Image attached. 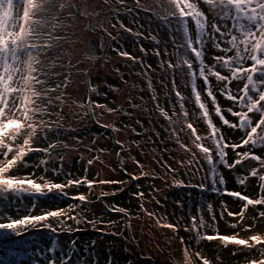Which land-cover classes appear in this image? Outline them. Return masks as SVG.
<instances>
[{"label":"snow or ice","instance_id":"1","mask_svg":"<svg viewBox=\"0 0 264 264\" xmlns=\"http://www.w3.org/2000/svg\"><path fill=\"white\" fill-rule=\"evenodd\" d=\"M108 2L109 0H105V3ZM115 2L129 12L133 11L128 7L126 0ZM134 2L137 9L149 11L141 7V0ZM82 3L84 0L74 2L64 0L61 3H57V0H0V202L23 203L25 197L32 201L31 208L27 209L28 214L20 218L0 214V233L21 236L31 229L43 227L56 235L57 229L66 225L67 220H74L79 224L82 219L94 225L95 221H88L86 217L77 219L80 213L75 212L77 208L89 202L88 196L83 193L69 196L66 189L84 185L91 192L96 184L124 183L114 180H90L87 177V169L85 175L79 178H73L72 174L68 173L63 183L48 180L44 175L37 176L35 171L19 174L21 168L43 167L44 172H47L48 161L53 159V150L60 146L69 147L58 139L60 132L67 129L64 127V117L56 109L62 110L67 102L64 89L68 86L70 73L54 71L58 66L62 67L59 62V49L60 41L64 39L57 31L56 22L69 17L52 16L49 19L47 14L53 9L58 13L64 12L67 8L78 10ZM167 5L171 8L168 15L160 16L154 11L153 15L168 31V40L164 41V56L174 57L175 60L159 62L162 70L171 73V93L165 92V98L171 105V114L159 102L149 79L148 88L152 93L151 99L155 104V110L168 122V128L165 130L169 131L170 138H173L189 157L177 161L181 167L187 169L186 174L193 178L198 177L204 171L201 160L208 166L202 182L189 183L186 186L227 195L239 201L238 212L228 210L227 204L221 201L220 218L223 219L226 214L235 221L229 223L230 228L251 231L256 227L257 220H264V210H261V207H264V0H167ZM81 15L85 13L81 12ZM50 23L53 26L47 27ZM121 27H124L122 23ZM91 30L96 31L94 24ZM126 30L131 32V29ZM133 35L141 36L142 33L135 32ZM150 38L157 45L161 43L155 35L150 34ZM169 44L172 46L171 51L168 48ZM116 51L120 56L139 62L142 68L145 67L142 60L131 56L127 51L119 49ZM141 51L146 53L143 47ZM154 54L157 57L161 55L158 47L154 49ZM147 67L150 69L151 65ZM85 74L90 75V72ZM144 75L147 77V72ZM177 76L181 77L184 87L190 89V98L178 89ZM165 87L167 88V85ZM88 92L106 95L99 93L90 82ZM220 98L231 103L222 107ZM186 101L194 105L191 113L185 106ZM79 106L87 107L88 111L84 115L93 118L95 108L104 109L109 113L121 111L96 103L91 97L86 104ZM228 116L235 119L230 120ZM214 117L218 118L219 125ZM197 121H202L206 125L204 134H200L198 127L195 126ZM94 122L100 123L95 119ZM102 127L113 132L120 131L114 124ZM225 127L233 134L238 132L240 135L235 139L226 136L223 131ZM132 131L135 132V129ZM181 132L188 135L191 147L181 140L179 135ZM51 136H56L57 139L53 140ZM41 140L46 142V147L39 146ZM115 142L121 148L124 147L121 141ZM228 149L235 154L231 161ZM98 151L103 152L104 149ZM31 154L42 156L38 162H31L27 159ZM117 156L121 157V154L118 152ZM94 159L100 158L97 156ZM132 159L141 168V173L140 175L128 173L131 181L148 176L149 173L142 170L143 165L135 161L134 157ZM120 162L122 166V157ZM92 163L93 160L88 161L89 165ZM164 166L175 172L171 165L165 163ZM221 166L234 172L235 183L243 191L227 189V180L220 170ZM238 166L240 170L235 171ZM122 170L126 172V169ZM52 171L60 175L63 169L53 168ZM252 179L256 180L255 187L258 188L255 197L247 194V187ZM174 184L185 186L182 180L174 179ZM136 187L139 188V185ZM51 193L80 203L69 205L67 210L63 208L42 210L41 214L33 215L37 198L47 197ZM108 194L102 191V196ZM136 195L144 198L142 192ZM109 207L111 211L127 215L124 208L114 205ZM140 207L146 214L154 215L148 213L143 204ZM249 208L256 210V216L247 215ZM70 212H75V215H71ZM207 212L211 216L212 224L204 219L201 207L197 215L190 216L191 226L184 228L185 231L195 234L197 246L202 240H219L224 247L236 245L247 251L256 249L259 258L248 260L247 264H264V234L255 233L247 238H241L237 231L232 235H222L213 227L216 223V212L211 203L207 205ZM249 218L252 224L245 223ZM50 219L56 221V226L49 222ZM160 226L174 232L178 231L177 225L171 223L165 222ZM208 227H213L214 234L209 235L205 231ZM64 230L72 231L70 227ZM71 243L75 247L76 242ZM181 243L185 245L186 264H196V261H199V264H211L202 251L193 250L183 238ZM57 248L58 240L53 239L48 251L55 254ZM49 264H56L55 259L50 260ZM60 264H68V261L61 257ZM93 264L97 262L94 261Z\"/></svg>","mask_w":264,"mask_h":264},{"label":"rangeland","instance_id":"2","mask_svg":"<svg viewBox=\"0 0 264 264\" xmlns=\"http://www.w3.org/2000/svg\"><path fill=\"white\" fill-rule=\"evenodd\" d=\"M86 1L82 4L85 5V9H82L85 15L80 14L81 17H88L85 21L72 14L74 11L72 8H67L62 13H58L53 9L47 14L49 19L52 16L69 17L56 22L57 31L64 39L60 41L61 47L59 49V62L62 67L58 66L54 69V71L70 73L68 86L64 89L67 102L62 110L56 109L64 117L63 123L65 129H67V131L60 132L58 139L69 145V147L60 146L53 150V159L48 161L47 167L49 170L47 172H44L43 167L37 169L21 168L19 174L23 175L35 171L37 176L44 175L48 180L63 183L68 173H71L73 178H79L85 175V169H87V177L90 180H114L124 181V183L96 184L91 192L84 185L79 188H67L66 191L69 196L79 193L88 196L89 202L84 203L75 212L80 213L77 219L86 217L88 221H95V224L87 223L82 219L79 224L74 220H67L66 225L61 226L57 231H65L64 229L70 227L72 231L87 229L88 232L74 235L64 234L65 236L59 234L62 238L58 240V248L55 254L48 251L53 239L42 230L21 237H14L15 235H10L7 232L0 233V237H2L0 238V264H49V261L53 259H55L56 264H60L61 257H64L68 264H93L94 261L97 264H186L185 245L181 243V238L193 250L202 251V254L211 261V264H247L248 260L259 258L256 249L247 251L236 245L224 247L219 240H202L197 246L194 239L195 234L184 230L185 227L191 226L190 216L197 215L198 209L201 207L203 208L204 219L212 224L211 216L207 212L209 203L213 205L216 212V223L213 227L218 229L222 235H232L237 231H239L241 238H247L255 233L264 234V220H257L256 227L251 231L232 229L229 227V223L235 222L232 217L225 214L223 219L220 218V202L224 201L228 206V210L238 212L240 208L239 201L227 195L201 191L197 187L186 186L189 183L199 184L202 182L208 166L201 160L204 171L198 177L193 178L190 174H186V168L177 163V161H183L189 157L175 143L174 139L170 138L169 131L165 130L168 128L165 127L167 121L155 110V104L151 99L152 93L148 88V80L150 79L159 102L171 114V105L165 98L166 91L171 93V73L162 70L159 62L167 59H172L173 62L175 60L174 57L164 56V41L168 40V31L159 20H155L152 16L153 11L160 16L170 13L171 8L167 5V0H141V7L149 9L147 12L137 9L134 0H126L128 7L133 9L131 12L121 7L115 0H109L108 3H105V0H88L87 4ZM61 2H64V0H57V3ZM75 10L77 11V9ZM121 23L124 27H121ZM77 24H81V26H77ZM93 24L96 26V31L91 30ZM52 26L53 24L50 23L47 27ZM105 29L106 31H104ZM126 29H131V32ZM135 32H140L142 35H133ZM150 34H156L161 43L157 45L150 38ZM70 35L72 40H70ZM113 37L116 39H113ZM141 47L146 50V53L141 51ZM157 47L161 52L159 57L154 54V49ZM168 48L169 51L172 50L171 44L168 45ZM116 49L127 51L131 56L139 58L144 62L145 67L142 68L139 62L120 56ZM101 53H103L102 58H100ZM45 63L47 64L48 61L46 60ZM148 65H151L150 69L147 67ZM98 67L100 68L97 70ZM86 72H90L88 79L91 85L99 93H106V95L90 94L88 92L89 84L87 83ZM145 72H147V77L144 75ZM61 80H63V77H61ZM176 83L182 94L190 98V89L184 87V82L180 76L176 77ZM165 85H167V88ZM89 97L92 101L104 104L108 108L121 109V111L115 113H109L101 108L94 109V119L98 120L99 124H114L120 129V131L114 133L116 139L125 146L121 152V157L124 158L121 167L117 159L120 147L113 142L111 132L94 124L90 116L84 115L88 111L87 107L82 108L79 106L80 104H86ZM172 98L175 100L174 93H172ZM137 102L143 103L142 107L133 108V105H136ZM220 102L222 107L231 103L223 100V98H220ZM185 106L190 113L194 109V105L188 101L185 102ZM144 115H147L145 122L141 118ZM228 118L230 120L235 119L231 116H228ZM214 119L219 125L218 118L214 117ZM145 123L148 124L147 127H144ZM195 126L198 127L200 134L205 133L206 125L202 121H197ZM132 129H135V132ZM223 131L226 136H231L233 139L240 135L238 132L233 134L226 127ZM154 132L163 133L156 137L155 143L157 142L158 146L162 147L160 151L167 149L164 159L157 158L159 157L157 154L159 151L156 150H152L156 153V156L151 151L143 154L147 151V144L150 143L147 137L153 138ZM179 135L181 140L191 147L188 135L184 132ZM51 139L55 140L57 137L51 136ZM94 140L95 143H93ZM161 140L163 141L161 142ZM39 146L46 147L47 144L44 140H41ZM99 149H104V151L100 152ZM244 150L246 149H237V151ZM227 151L231 161L235 158V154L231 149ZM170 153L171 156H169ZM257 154H259V151H257ZM41 156L42 154H31L27 159L31 162H38ZM97 156H99V160L94 159ZM149 156L152 157V160L149 159ZM133 157L135 161H139L143 165V172L147 173L144 170L149 168L151 170L149 176H156V180L144 176L140 180L131 181L128 173L135 175L141 173V168L134 162ZM89 160H93L91 165L88 164ZM165 163L171 165L175 172L169 171L164 166ZM252 163L255 164V162ZM124 166H127V170L126 172L123 171V174L120 172ZM61 167L63 171L60 175L53 173V168L60 169ZM117 169H120L119 174L116 173ZM220 170L227 180V189L243 191L235 183L234 172H230L223 166L220 167ZM239 170L240 167L238 166L235 171ZM174 179L184 181L185 186L174 184ZM136 185H139V188ZM255 185L256 180L252 179L247 187V194L252 197H255L258 192ZM121 189L123 190L121 191ZM102 191L109 194L102 196ZM113 192L116 194L112 195ZM138 192L144 193L143 199L136 195ZM106 198L110 199V205H108V209L102 211L97 202ZM79 203V201L59 197L55 193H51L47 197L37 198L36 208L32 214L39 215L42 210L57 208L67 210L69 205ZM141 204L148 213L154 214L150 216L142 210V216L134 214L129 218V228L132 220V228L136 229V235L138 234L141 239V257H137L136 250L131 244L125 243L119 238H116V242L111 241L112 246L105 247L106 244L99 237L103 234L95 233L92 229L97 228L91 226L97 227L102 224L105 227L101 226L100 228H108L115 233H120L123 229V233L126 232V236L131 238L126 215L111 212L109 206L114 205L136 213L137 210L141 209ZM31 206L32 201L27 197L24 198L23 203L3 201L0 202V214L20 218L28 214L27 209H30ZM261 210H264V207H261ZM75 212H70V214L75 215ZM247 215L249 217L256 216V210L249 208ZM147 217H154L156 221H150ZM157 219H159V223H157ZM160 221L162 224L167 222L177 225L178 231L174 232L169 228H160ZM49 222L56 226L54 219H50ZM245 223L252 224V220L249 218ZM213 227H208L205 231L209 235L214 234ZM167 230H169L167 235L171 238L163 235ZM89 232L97 235V237L91 236ZM72 241L76 242L75 247L72 246ZM93 242L96 243L95 246L100 245L97 253L94 250H89ZM121 250L126 253L123 252L118 255L117 251ZM69 253H71L70 259ZM196 264H199V261H196Z\"/></svg>","mask_w":264,"mask_h":264},{"label":"trees","instance_id":"3","mask_svg":"<svg viewBox=\"0 0 264 264\" xmlns=\"http://www.w3.org/2000/svg\"><path fill=\"white\" fill-rule=\"evenodd\" d=\"M85 1V0H84ZM88 1V0H87ZM87 1H86V4H87ZM83 4V3H82ZM81 4V6H79V9L76 11L75 9H74V11H73V13L72 14H75L76 16H78V17H80L82 20H86V18H88V17H81V12H82V9L84 10L85 9V5L83 6ZM158 14V13H157ZM159 15V14H158ZM91 16L95 19V20H97L96 18H95V16L93 15V14H91ZM154 18H155V20H157L158 21V19L156 18V16L155 15H152ZM162 16V15H161ZM93 19V20H94ZM160 22V21H159ZM96 24V23H95ZM77 26H81V24H77ZM154 35V34H153ZM155 36H156V34H155ZM70 40H72V36L70 35ZM100 67H98L97 68V70L99 69ZM86 81V80H85ZM140 81V80H139ZM135 91H136V89H135ZM137 92V91H136ZM136 105H138V107L137 108H140V107H142V105H143V103H139V102H137L136 103ZM134 108V107H133ZM141 117V116H140ZM139 117V118H140ZM141 118H143V120H144V122L147 120V115H144V116H142ZM148 126V124L147 123H145L144 124V127H147ZM165 127H168V123L166 122V126ZM155 133V132H154ZM163 133L162 132H157V133H155V135L153 136V138H151L150 136H148L147 138H149V144H147V146H146V148H147V151H145L143 154H147V152H149V151H151V152H153L152 150H156V151H159L157 154L159 155V157H157V158H161V159H164L165 158V154L167 153V149L166 150H162V151H160L161 149H162V147L161 146H158V143L156 142L155 143V141H156V137L157 136H159V135H162ZM142 136V135H141ZM117 140V139H116ZM163 140H161V142H162ZM122 143V142H121ZM123 144V143H122ZM124 145V144H123ZM125 147V146H124ZM154 154H155V156H156V153L155 152H153ZM169 156H171V153L169 154ZM149 159H151L152 160V157L151 156H149ZM121 160V159H120ZM123 162H124V158H123ZM126 167L127 166H124L123 167V169H126ZM120 169H117L116 170V173L117 174H119L118 173V171H119ZM127 170V169H126ZM165 170H166V168H165ZM164 170V171H165ZM137 171V170H136ZM144 171H147V173H151V170L148 168V169H145ZM120 172V171H119ZM125 172V171H124ZM124 172H123V170H121V172L120 173H123L124 174ZM149 176V175H148ZM149 177H152V179L153 180H156V176H149ZM143 178V177H142ZM130 180H131V178H130ZM128 190H129V188H128ZM109 201H110V199L109 198H106V199H102V200H100V201H98L97 202V204H98V206L101 208V210L102 211H105L106 209H108L107 207H108V205H110L109 204ZM125 214V213H124ZM139 215V216H142V210L141 209H139V210H137V212L136 213H134V212H129V211H127V217H129V218H131L133 215ZM150 221H156L155 220V218L153 217V218H149V217H147ZM160 223L162 224V222L160 221ZM101 226H103L102 224L100 225H98L97 227H93V226H91L92 228H97V229H92V230H100V231H105V232H111L108 228L107 229H105V228H100ZM87 227H89V226H87ZM103 227H105V226H103ZM160 228H162V227H160ZM172 230V229H171ZM43 232H45L49 237H51L52 239H56V240H61V238L62 237H60L59 236V233L60 232H63V231H57V234L56 235H54L49 229H43L42 230ZM66 231V230H65ZM168 231L169 230H167L163 235L164 236H166V237H169L168 235H167V233H168ZM90 233V232H89ZM111 233H115V232H111ZM119 233V232H118ZM117 233V234H118ZM64 234H66V233H62V235L63 236H65ZM91 234V236H93V237H97V235H95V234H92V233H90ZM129 234L131 235V238H129L128 236H126L127 234H126V232L125 233H123V235L125 236V237H127V238H129V240H131L132 242H133V248L135 249V247H137L138 248V250H139V253L142 255V248H141V245H140V237L138 236V234L136 235V229L135 228H132V220L130 221V228H129ZM4 237V236H3ZM101 239H102V242L103 243H105L106 245H105V247L106 246H108V245H111V241H113V242H116L117 240H116V237H114V236H105V235H100L99 236ZM0 238H2V237H0ZM169 238H171V237H169ZM101 242V243H102ZM95 244L96 243H92L91 244V247H89V250L90 251H93L94 250V252L95 253H97V251H98V248H99V246L100 245H96L95 246ZM112 246V245H111ZM180 247V246H179ZM126 253L125 251H117V254L118 255H120V254H122V253ZM178 252H179V250H178ZM98 253H100V252H98ZM86 260V259H85Z\"/></svg>","mask_w":264,"mask_h":264},{"label":"water","instance_id":"4","mask_svg":"<svg viewBox=\"0 0 264 264\" xmlns=\"http://www.w3.org/2000/svg\"><path fill=\"white\" fill-rule=\"evenodd\" d=\"M102 56H103V53H101L100 58H102ZM87 83L89 84L88 75H87ZM88 88H89V85H88ZM90 118H91V120H92V122H93L94 124L100 126L101 128H105V127H102L101 124H97V123H95V122H94V118H93L92 116H90ZM105 129L109 130L108 128H105ZM109 131L111 132L113 142L116 144V142H115V141H116V135H115V133H114L113 131H111V130H109ZM116 145H118V144H116ZM119 147H120V152H119V153L121 154V152H122V148H121L120 145H119ZM117 159H118V161H119V163H120V167H121L120 157H118ZM111 212H115V211H111ZM117 213H118V212H117ZM126 218H127V226H128V228H129V217L126 216ZM43 229H46V228L38 227V228L31 229V230L27 231L25 234H28V233H31V232H36V231L43 230ZM92 231H94L95 233H98V234H103V235H105V236H114V237H116V238L122 239L123 241H125V243H129V244H131V245L133 246V242H132L131 240L127 239V238L123 235V229H122L121 232L118 233V234H117V233H111V232L100 231V230H92ZM86 232H88L87 229H76V230H74V231H63V232H60L59 234L66 233V234H69V235H74V234H82V233H86ZM25 234H23V235H25ZM23 235H21V236H23ZM21 236H14V237H21ZM135 250H136V255H137V257L140 258L141 255H140V253H139L138 248L135 247ZM151 263H152V262H151Z\"/></svg>","mask_w":264,"mask_h":264}]
</instances>
